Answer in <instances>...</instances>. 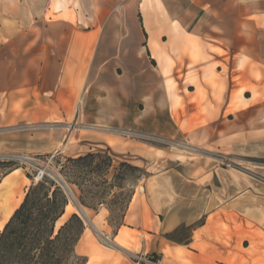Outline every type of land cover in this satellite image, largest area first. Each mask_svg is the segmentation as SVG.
<instances>
[{
	"label": "crops",
	"instance_id": "0c3cea01",
	"mask_svg": "<svg viewBox=\"0 0 264 264\" xmlns=\"http://www.w3.org/2000/svg\"><path fill=\"white\" fill-rule=\"evenodd\" d=\"M69 1L0 0V157L142 174L117 248L83 240L85 264H264V0ZM26 179L1 178L0 229Z\"/></svg>",
	"mask_w": 264,
	"mask_h": 264
},
{
	"label": "rangeland",
	"instance_id": "374dc122",
	"mask_svg": "<svg viewBox=\"0 0 264 264\" xmlns=\"http://www.w3.org/2000/svg\"><path fill=\"white\" fill-rule=\"evenodd\" d=\"M69 2H71V7L75 8V0ZM72 15L75 21L74 13ZM21 156L0 157V180L11 170L18 168L20 175L27 178L25 187L28 188L37 182L34 178L38 175L39 169L44 167V176L55 180L64 189L68 203L73 208L60 219L58 225H55L56 228L64 223L72 213L81 217L77 206L81 208L83 206L82 213L84 207L93 210L86 216L88 221L81 218L84 231L76 245V252L83 251V247H81L83 240H86L90 246L113 248L109 243L112 242L113 235L121 224L135 187L143 180L142 174L128 167H120L119 164L112 165L111 163L107 169L104 157L94 158L88 164H74L68 162L66 160L68 157L62 154L56 155L52 159L50 156L27 155L24 157H28V159H20ZM62 182L69 189V193L65 190ZM73 182H76L79 187Z\"/></svg>",
	"mask_w": 264,
	"mask_h": 264
},
{
	"label": "trees",
	"instance_id": "16d2710c",
	"mask_svg": "<svg viewBox=\"0 0 264 264\" xmlns=\"http://www.w3.org/2000/svg\"><path fill=\"white\" fill-rule=\"evenodd\" d=\"M97 157H104L106 168L110 167L111 158L107 154L88 153L66 160L88 164ZM119 166L137 170L127 163ZM73 184L79 187L76 182ZM67 204V194L55 180L43 176L30 185L0 231V264H85V257L75 250L84 231L81 217L72 213L55 227ZM187 231L188 228L180 227L169 237L181 241Z\"/></svg>",
	"mask_w": 264,
	"mask_h": 264
},
{
	"label": "built area",
	"instance_id": "2783aa9c",
	"mask_svg": "<svg viewBox=\"0 0 264 264\" xmlns=\"http://www.w3.org/2000/svg\"><path fill=\"white\" fill-rule=\"evenodd\" d=\"M121 133L124 134L125 136L131 137V138H136V139H141V140H146V141H159V142H164L161 138L154 136V135H149V134H144L140 132H135L131 130H121ZM55 154H51L50 158L52 159ZM219 162L221 164H227V161L218 158ZM44 176V173H42L38 179H35L36 181L40 180ZM112 247V246H111ZM117 248V247H113ZM128 257L131 259V261L135 264H159V260L156 257H149L143 254L142 252H125Z\"/></svg>",
	"mask_w": 264,
	"mask_h": 264
},
{
	"label": "bare ground",
	"instance_id": "6f19581e",
	"mask_svg": "<svg viewBox=\"0 0 264 264\" xmlns=\"http://www.w3.org/2000/svg\"><path fill=\"white\" fill-rule=\"evenodd\" d=\"M21 156V155H20ZM25 156V155H24ZM24 156H21L19 157L20 159H28V157H24ZM44 172V167H41V169H39V172H38V175L35 176V179H38V177ZM26 191V190H25ZM73 205V204H72ZM70 209V206L67 207V210ZM65 213V212H64ZM62 217V216H61ZM60 221H56V225H58ZM5 225V224H4Z\"/></svg>",
	"mask_w": 264,
	"mask_h": 264
},
{
	"label": "water",
	"instance_id": "95a60500",
	"mask_svg": "<svg viewBox=\"0 0 264 264\" xmlns=\"http://www.w3.org/2000/svg\"><path fill=\"white\" fill-rule=\"evenodd\" d=\"M63 183V182H62ZM64 185V188L65 190L69 193V189L67 188V186L65 185V183H63ZM77 210L80 212L81 214V218L84 220V221H88L87 217L82 213V211L80 210V208L77 206Z\"/></svg>",
	"mask_w": 264,
	"mask_h": 264
}]
</instances>
